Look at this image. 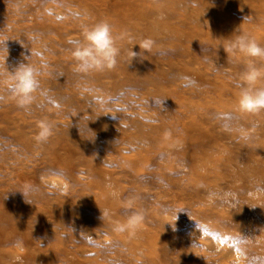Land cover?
<instances>
[{
	"label": "rangeland",
	"instance_id": "rangeland-1",
	"mask_svg": "<svg viewBox=\"0 0 264 264\" xmlns=\"http://www.w3.org/2000/svg\"><path fill=\"white\" fill-rule=\"evenodd\" d=\"M101 20L117 64L77 72ZM238 29L264 46V0H0V71L41 68L28 112L0 84V264H264V110L237 109L249 58L222 45ZM129 200L134 236L114 230Z\"/></svg>",
	"mask_w": 264,
	"mask_h": 264
},
{
	"label": "clouds",
	"instance_id": "clouds-1",
	"mask_svg": "<svg viewBox=\"0 0 264 264\" xmlns=\"http://www.w3.org/2000/svg\"><path fill=\"white\" fill-rule=\"evenodd\" d=\"M247 20L249 17H245V21ZM120 39H123V36L114 33L113 26L106 20L85 25L82 29V39L75 43L71 52L76 65L75 70L80 73H90L114 68L117 64V57L120 55V49L117 47V41ZM5 41H0V44H3L6 49ZM225 41L226 44L222 45L228 55L235 56L238 53L249 58L239 78L235 81V86L239 89L236 99L237 109L247 113L264 110V67H261L264 65V46L241 29ZM153 43L150 39H144L138 45L140 49L148 50ZM32 55L31 52L30 57H24L27 62L19 63L11 71L7 67L5 71H0V84L7 88L16 106L26 112L31 110L34 101L33 93L41 75V68L29 63ZM135 55L137 54L132 51V57ZM37 127L36 140L46 143L53 135L52 125L41 120ZM165 135L168 136L170 133L166 132ZM113 195L116 194L113 193ZM125 213L126 219L123 222H117L114 230L119 233L127 232L134 236L144 221L143 211L133 207V201L129 200ZM108 215L107 209L102 211V219ZM10 246L23 250V242L20 239L15 240Z\"/></svg>",
	"mask_w": 264,
	"mask_h": 264
}]
</instances>
